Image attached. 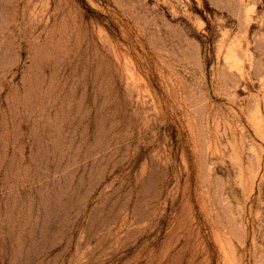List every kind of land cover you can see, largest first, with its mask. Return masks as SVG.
Returning <instances> with one entry per match:
<instances>
[{
    "label": "rangeland",
    "instance_id": "rangeland-1",
    "mask_svg": "<svg viewBox=\"0 0 264 264\" xmlns=\"http://www.w3.org/2000/svg\"><path fill=\"white\" fill-rule=\"evenodd\" d=\"M0 264H264V0H0Z\"/></svg>",
    "mask_w": 264,
    "mask_h": 264
}]
</instances>
